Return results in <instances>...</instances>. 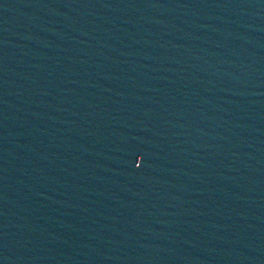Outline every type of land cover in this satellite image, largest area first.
Returning a JSON list of instances; mask_svg holds the SVG:
<instances>
[{
    "label": "water",
    "instance_id": "1",
    "mask_svg": "<svg viewBox=\"0 0 264 264\" xmlns=\"http://www.w3.org/2000/svg\"><path fill=\"white\" fill-rule=\"evenodd\" d=\"M0 264H264V0H0Z\"/></svg>",
    "mask_w": 264,
    "mask_h": 264
}]
</instances>
